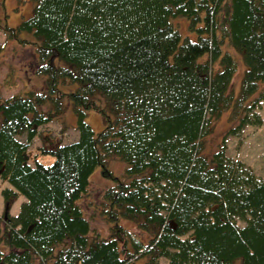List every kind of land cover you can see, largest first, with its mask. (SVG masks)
Instances as JSON below:
<instances>
[{
    "label": "trees",
    "instance_id": "1",
    "mask_svg": "<svg viewBox=\"0 0 264 264\" xmlns=\"http://www.w3.org/2000/svg\"><path fill=\"white\" fill-rule=\"evenodd\" d=\"M263 12L264 0H35L15 27L3 24L10 38L33 35L48 92L0 97V194L25 198L1 217L0 264H264V179L223 145L206 154L204 144L239 102L228 133L261 122L252 110L264 99ZM177 17L195 38L180 35ZM47 101L54 111L43 112ZM66 101L77 138L41 149L51 163L30 164L36 127ZM90 109L102 115L98 132ZM109 157L125 165L121 176ZM97 166L113 183L101 194L107 235L80 204Z\"/></svg>",
    "mask_w": 264,
    "mask_h": 264
},
{
    "label": "rangeland",
    "instance_id": "2",
    "mask_svg": "<svg viewBox=\"0 0 264 264\" xmlns=\"http://www.w3.org/2000/svg\"><path fill=\"white\" fill-rule=\"evenodd\" d=\"M35 0H0V97H8L13 94L23 93L28 90L48 92L46 79L37 74L34 67L37 65L36 45L33 35L28 32H21L18 39L8 37L3 28V24L15 27L20 20L28 17L31 13ZM173 25L177 28L182 37L188 36L195 38V33L188 27L186 17H177L173 19ZM33 38V39H32ZM237 59V68L229 85L228 92L234 99L238 97L241 76L244 70V64L239 54L235 53ZM74 85H60L61 90H69ZM257 94H252L254 98ZM251 98V99H252ZM249 101L246 102V104ZM64 103V102H62ZM242 102H239V109H224L217 116L212 124L210 132L204 138L205 152L211 154L221 145L224 146L228 157L239 159L248 165L251 170L260 178L264 179V99L259 100L258 105L252 111L261 117L260 124H244L238 134L228 133L230 127H235L239 121L238 115L243 114ZM63 105V104H62ZM43 112L54 111L51 103L47 101L42 105ZM234 113L238 115H234ZM86 122H88L94 132H98L103 126V118L99 111L95 109L87 110ZM25 134L18 135L24 139ZM77 138L75 129V114L69 101L64 103L62 109L52 116V118L36 127V134L29 143L27 153L28 162L33 164L39 161L43 164H49L53 161L50 154L40 153L41 149L51 148L57 144L68 143ZM108 168L116 175L121 176L125 165L115 157L107 159ZM90 183L86 195L80 200L84 213L90 220L91 227H94L102 235L108 233V223L106 222L101 202L102 191L109 185H112L109 178L101 174L99 166L94 169L90 175ZM8 184L0 180V190ZM25 198L19 195L15 200H5L0 194V220L3 215L5 204L8 205L7 213L16 214L19 205ZM237 224L243 221L236 220ZM121 223L131 230L136 236L144 237V234L138 231L135 223L128 220H121ZM3 224V221H0ZM161 263H166L160 259ZM141 264V261L137 262Z\"/></svg>",
    "mask_w": 264,
    "mask_h": 264
},
{
    "label": "water",
    "instance_id": "3",
    "mask_svg": "<svg viewBox=\"0 0 264 264\" xmlns=\"http://www.w3.org/2000/svg\"><path fill=\"white\" fill-rule=\"evenodd\" d=\"M262 16H263V20H264V12H263ZM7 210H8V205H5V207H4V212H3V216H4V217H5L6 214H7Z\"/></svg>",
    "mask_w": 264,
    "mask_h": 264
}]
</instances>
